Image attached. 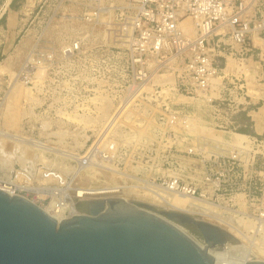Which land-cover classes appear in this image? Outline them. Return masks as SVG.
<instances>
[{"label":"built area","instance_id":"2783aa9c","mask_svg":"<svg viewBox=\"0 0 264 264\" xmlns=\"http://www.w3.org/2000/svg\"><path fill=\"white\" fill-rule=\"evenodd\" d=\"M79 5L90 10L85 14L84 28L79 29L81 35L77 32L58 52L48 49L34 61L29 59L24 65L28 72L24 84L38 86L43 81L36 79L47 78V73L66 71L72 78L70 103L75 94L83 93L87 103L108 104L116 97L120 103L133 99L136 103L154 104L144 114L150 116V123L141 128L144 132H136V136L150 132L149 145L136 141L137 186L128 189L117 186L124 184L128 176L116 167L123 148L110 139L91 146L85 156L77 157L69 183L60 174L41 172V184L55 183L50 191L41 186L35 188L38 193L53 196L43 209L60 216L61 222L75 215L77 205L98 200L122 201L128 190L136 188L134 192L155 199L174 194L204 200L222 212L264 222V129L259 134L240 133L235 123L247 106L248 97L241 71V50L252 35L264 33V0H84ZM186 21L195 32L182 30L181 25ZM134 42L136 48L131 53L136 54V66L132 68L135 72L130 86L123 90L122 80H115V90L111 92L102 87L89 91L88 84L77 89L76 80L80 84L95 81L97 88L100 86L91 74L94 65L90 62L95 51H101L98 56H108L111 48L124 50ZM224 46L230 48L228 55L233 67H227L226 59L219 55ZM76 56L83 57L76 62L71 60ZM113 67L116 65L105 70ZM76 71L82 72L81 76H75ZM160 73L172 77V87L177 93L200 100L211 112L212 116H201L204 120L201 124L212 136L192 133L189 127L193 116L175 109L174 104L164 103L163 91L158 89L167 84L161 87L156 84ZM101 81L104 87L105 81ZM118 88L122 89L121 95ZM86 167L93 168L90 170L96 174L91 179L83 178L86 182L103 176L99 180H112L110 186H113L72 187L71 182L76 176L81 177L79 171ZM146 167L147 174L143 172ZM7 188L14 192L12 195H20L17 191H35L31 185L10 184Z\"/></svg>","mask_w":264,"mask_h":264},{"label":"rangeland","instance_id":"374dc122","mask_svg":"<svg viewBox=\"0 0 264 264\" xmlns=\"http://www.w3.org/2000/svg\"><path fill=\"white\" fill-rule=\"evenodd\" d=\"M80 2L84 3V0H0V148L5 154V158H8L6 168L0 164V186L10 187L8 183L11 182L16 186L31 185L33 189L41 186L48 191L49 188L55 186V183L50 181L41 184L40 173L43 171H49L57 175L60 174L59 176H63L62 178L65 179V182L69 183L76 168L77 157L81 158L85 156L87 150L95 145V143L104 144L105 142H110L107 139L113 140L123 148L121 153L122 158L116 163V167L128 177H126L127 180L124 182L126 185L118 184L117 186L124 189H128L126 186H137L136 178H134L137 173L136 141L138 139L141 141V145L148 146L150 132L138 134V138L135 135L138 130L146 127L145 124L150 123V116L144 114L154 104H148L144 101L142 104L136 103V100L133 99L129 102L120 103L118 98L115 97V101H109L107 108H105L106 104L104 105V103H97L95 101L87 103L83 93L75 94V99L72 98L70 103L68 95H70V91L73 88L71 87L72 78L66 71L54 70L47 73V78L36 79L37 81H43L38 86L26 82V85L24 84V80L28 75L24 65L29 59L34 61L39 53L48 49L58 52L77 32L81 35L82 30L79 29L84 28L85 14L90 12V10L80 6ZM10 11L14 12L13 18L9 17ZM85 47H89V44ZM135 48L136 43L134 42V44H131L129 48H125L124 50L111 48L107 52L108 56H98L101 51H95L91 59L93 62H90V65H94L91 74L97 78L96 80H98L100 86L97 88L95 81H84L80 84L76 80L78 82L76 84L77 89L81 86L83 88V86L85 87L88 84L89 91L91 88L102 90V87L104 91L111 92L110 90L114 89L113 84L115 80H122L120 83L124 86L123 90L130 86L135 72L132 71V68L136 66V54L133 56L131 50ZM31 51L33 53H30ZM111 54L119 55L120 58H111L115 56ZM82 57L77 58L76 56L71 60L76 62L77 59ZM30 63L32 64V62ZM114 65H116L115 68L113 67L108 71L105 70ZM62 66L59 65L63 69ZM229 66L233 67L234 64L230 62ZM79 71H76L75 76H81L82 72ZM159 75L156 78V84L159 86L167 84L162 87L160 86L161 88L158 89V91H163L164 103L174 104L175 109L187 112L189 116H193V122H195L196 126H203L201 123H204V120L201 116H212L205 105L200 100L191 97L187 98L177 93V90L172 87L173 79L168 74L160 73ZM31 76H34V72L31 73ZM101 80L105 81L104 87ZM62 82H64L63 85H61ZM117 90L118 94L121 95L122 89L118 88ZM144 96L143 94L142 98ZM147 97L150 98L149 93ZM190 100H192L191 103ZM101 109L103 110V114L101 113ZM224 113L225 111L222 113V116L225 115ZM260 113L264 115V110H260ZM115 116L118 117L116 118ZM85 121H88V123L86 124ZM112 122L113 125H111ZM249 122L245 120L244 116L239 114L235 122L239 125L238 131L249 134L252 131V123ZM98 123H101V126ZM108 123L110 124L107 125ZM105 125L108 127L105 128ZM112 126L114 127L112 128ZM116 127L119 128L117 129ZM119 129L120 131H117ZM194 130L195 132L193 131L192 133L201 135L198 129ZM26 143H29L30 146ZM33 145H38L42 148L38 149L37 147H33ZM22 147L24 150L25 147L29 150L27 160H30V169H24L23 152L19 151ZM145 155H148V153H145ZM39 159H44L50 164L53 162L65 164L70 167V171L63 172L56 166L42 163ZM144 160L147 161V159ZM146 165L148 167L149 163ZM147 167L143 170L145 174L149 171ZM102 177L99 176L96 181L93 179L90 182H86L88 181L86 177L83 176L81 178L76 176L71 182V186L111 188L113 186H110L112 180L111 182L103 179L99 180ZM24 187L28 188L29 186ZM132 189V195L127 194L126 191L125 195L127 194V196L122 197V201L129 205H133V203L142 204V206L146 205L158 212H173L155 206L149 202L148 195H143L138 190V193L134 192L136 188ZM17 194L34 200L42 209H46L53 197L49 194L38 193L36 189L31 192L22 191L19 193L17 191ZM66 195H69V193ZM167 195L181 197L174 194ZM196 200L199 202L204 201ZM153 201H157V205L162 204V199H153ZM158 201L161 204H158ZM207 203L216 212L220 213L222 217L230 218L234 225H236L234 219L244 218L240 214L222 212L221 208L209 202ZM173 213L179 214L178 212ZM207 223L213 225V223ZM254 223L257 225L258 230L244 234L251 238L250 241L253 239V243L259 249L264 250V222L254 221ZM215 227L221 230L222 226L216 225Z\"/></svg>","mask_w":264,"mask_h":264},{"label":"water","instance_id":"95a60500","mask_svg":"<svg viewBox=\"0 0 264 264\" xmlns=\"http://www.w3.org/2000/svg\"><path fill=\"white\" fill-rule=\"evenodd\" d=\"M120 200L84 202L57 223L0 190V264H264L219 228Z\"/></svg>","mask_w":264,"mask_h":264},{"label":"bare ground","instance_id":"6f19581e","mask_svg":"<svg viewBox=\"0 0 264 264\" xmlns=\"http://www.w3.org/2000/svg\"><path fill=\"white\" fill-rule=\"evenodd\" d=\"M258 1H263V0H258ZM82 22V21H81ZM81 24V23H80ZM76 25V24H75ZM81 26V25H80ZM84 26V25H83ZM182 30H184V32L186 31L187 33L191 34L192 32H195V30H192V26L189 24V22L186 21V23H183L182 25ZM184 26V27H183ZM63 27V26H62ZM72 28V27H71ZM80 28V27H79ZM62 30V29H61ZM79 31V30H78ZM57 34V33H56ZM69 35V34H68ZM68 37V36H67ZM254 39V38H253ZM257 39V38H256ZM66 42V41H65ZM256 42V41H255ZM57 44V43H56ZM246 53H249L250 51L249 50H245ZM231 60V59H230ZM14 62V61H13ZM232 63V61H229ZM9 63V62H8ZM233 64V63H232ZM246 74V73H245ZM165 81V80H164ZM185 101V100H184ZM192 100H190V103H191ZM193 103V102H192ZM105 105V104H104ZM103 105V106H104ZM84 108V107H83ZM101 108V107H100ZM107 108V104H106V107ZM107 111V110H105ZM101 113L103 114V110L101 109ZM106 114V113H105ZM24 115V114H23ZM26 116V115H24ZM103 116V115H102ZM101 116V117H102ZM103 117H106V116H103ZM114 117V116H113ZM116 117V116H115ZM118 117V116H117ZM116 117V118H117ZM115 118V119H116ZM21 119V117H20ZM84 119V118H83ZM112 119V118H111ZM114 119V118H113ZM120 119V118H119ZM17 120V119H16ZM19 120V118H18ZM86 120V119H85ZM92 120V119H91ZM100 120H102V118H100ZM99 120V122H100ZM118 120V119H116ZM90 121V120H88ZM88 121L86 122V124L88 123ZM109 121V120H108ZM112 121V120H111ZM110 121V123H111ZM114 121V120H113ZM84 122V123H85ZM117 122V121H116ZM92 123V122H90ZM97 123V122H96ZM95 123V125H96ZM103 123V122H102ZM110 123H108L107 125H109ZM195 122L192 121V126L189 127L191 132H195L194 129H198V131L201 132V135L204 134V136H212V132L206 128H204L203 126H196L194 124ZM100 126H101V123H98ZM94 125V126H95ZM113 125V122L112 124ZM98 126V125H97ZM96 126V127H97ZM92 127V126H91ZM108 127V126H107ZM106 125H105V128H107ZM114 126H112L113 128ZM100 128V127H99ZM117 129L119 127H116ZM124 129V127H123ZM106 130V129H105ZM108 130H110L108 128ZM104 131V130H103ZM107 131V130H106ZM105 131V132H106ZM111 131V130H110ZM117 131H120L117 130ZM109 132V131H108ZM144 132V131H143ZM199 132V133H200ZM107 133V132H106ZM203 133V134H202ZM108 134V133H107ZM195 134V133H194ZM146 135V134H145ZM101 136V135H100ZM105 136V135H104ZM136 136V135H135ZM103 137V136H102ZM138 138V136H137ZM140 138V137H139ZM99 140V139H97ZM102 140V139H101ZM138 140V139H137ZM24 143V142H23ZM19 144V143H18ZM22 144V142H21ZM27 144V143H26ZM96 144V143H95ZM17 145V144H16ZM25 145V143H24ZM29 145V143L27 144ZM1 146V145H0ZM30 146V145H29ZM52 146V145H51ZM19 147V146H18ZM33 147H37L38 149L39 148H42L38 145H33ZM3 149V148H2ZM47 150V149H46ZM4 151V150H3ZM19 151H22L23 152V166H24V169L26 168H29L30 169V160H27V153L29 150L26 149L25 147V150L24 148H20ZM40 152V151H39ZM4 153L2 152L1 148H0V164L2 165V167H5L6 168V165L8 163V158L6 159L5 158V154L3 155ZM75 157V156H74ZM42 158V157H40ZM69 158V157H68ZM71 159V158H69ZM75 159V158H74ZM39 161H42V163H48V165L50 166H56L58 169H60L61 171L63 172H67V171H70V167L65 165V164H62V163H52L50 164L48 161L44 160V159H39ZM82 169L84 171H82ZM80 171H79V174H82L81 177H86V178H94L96 176V174L94 172H92L90 169H93L91 167H86V168H82ZM8 184H12L11 182L8 183ZM126 185V184H125ZM127 187V186H126ZM123 188V187H122ZM0 190L4 191L5 193L9 194V195H12L14 194L13 191H11V189L7 188V187H4V186H0ZM132 191L133 189H130L128 190V194H131L132 195ZM149 198V202L154 204L155 206L157 207H160V208H164V209H167L169 211H173V212H178L179 215L181 216H184V218H188L189 220L191 221H194V222H203V223H207V222H210V223H213V225H220L222 226L221 227V230L226 233L230 238L232 239H235L236 242H237V245L240 247V249H242L252 260L253 262H262L264 263V250L262 249H259L254 243H253V239L252 241H250V237H248V235H245L244 233L246 232H254V231H257L258 230V227L257 225L254 223V221L252 219H249L250 217H245L243 216L244 218H237V219H234L235 220V224L234 225L232 223V221L230 220V218H225V217H222V215L218 212H216V210H214L213 208H211V205H209L206 201H198L194 198H191V197H186V196H181V197H177V196H170V195H164L163 199H162V204L159 203L158 201V204H161V205H157V201L154 202L153 199L155 198H151L149 196H147ZM147 199V198H146ZM151 199V200H150ZM156 200V199H155ZM161 200V199H160ZM200 204V205H199ZM134 205H142V204H138V203H134ZM149 211H152V212H158L156 210H154L153 208L149 207ZM43 211L48 215V217H51L52 220H55L57 223L60 222V216H55L51 213H49L48 211L44 210ZM172 212V213H173ZM164 213H168V212H164ZM74 214L77 215L78 213L76 211H74ZM194 219V220H193ZM233 220V221H234ZM208 224V223H207ZM211 225V224H210ZM212 225V226H213Z\"/></svg>","mask_w":264,"mask_h":264},{"label":"crops","instance_id":"0c3cea01","mask_svg":"<svg viewBox=\"0 0 264 264\" xmlns=\"http://www.w3.org/2000/svg\"><path fill=\"white\" fill-rule=\"evenodd\" d=\"M9 17H14L13 11H10ZM226 43L228 42L226 41ZM229 50L230 48L224 46L219 53L220 57L226 59L227 67H229V61H232L228 55ZM245 50H249L250 52L246 53ZM241 52V71L247 83L246 92L248 97L247 106L240 115L244 116L246 121L252 123V131H250L249 134H259L264 129V115L260 113V110H264V33L261 35H252L247 46L244 47ZM222 60V58L219 60L221 65L224 63ZM232 63L234 64L233 61ZM229 72L233 73L231 71ZM255 110H257V112H255ZM253 114H255V116H253ZM258 115L260 116L259 118Z\"/></svg>","mask_w":264,"mask_h":264}]
</instances>
